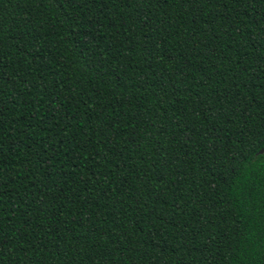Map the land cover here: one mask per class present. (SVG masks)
<instances>
[{"label":"trees","instance_id":"obj_1","mask_svg":"<svg viewBox=\"0 0 264 264\" xmlns=\"http://www.w3.org/2000/svg\"><path fill=\"white\" fill-rule=\"evenodd\" d=\"M264 0H0V264H264Z\"/></svg>","mask_w":264,"mask_h":264},{"label":"water","instance_id":"obj_2","mask_svg":"<svg viewBox=\"0 0 264 264\" xmlns=\"http://www.w3.org/2000/svg\"><path fill=\"white\" fill-rule=\"evenodd\" d=\"M258 154H264V148L261 149V150L258 152Z\"/></svg>","mask_w":264,"mask_h":264}]
</instances>
